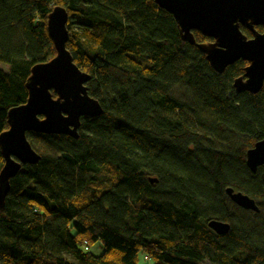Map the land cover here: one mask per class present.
<instances>
[{
  "label": "trees",
  "instance_id": "obj_1",
  "mask_svg": "<svg viewBox=\"0 0 264 264\" xmlns=\"http://www.w3.org/2000/svg\"><path fill=\"white\" fill-rule=\"evenodd\" d=\"M54 6L67 11L65 47L102 113L82 117L76 139L26 133L39 159L9 180L0 264H138L140 253L151 264H264V165L245 166L246 150L264 139V84L236 94L246 62L216 73L151 0H0V64L9 67L0 70V133L26 101L30 67L54 56L45 28ZM192 33L196 44L211 41ZM203 134L236 140L219 149ZM103 170L114 176L106 187ZM227 188L258 212L235 206ZM210 220L228 232L216 235Z\"/></svg>",
  "mask_w": 264,
  "mask_h": 264
},
{
  "label": "water",
  "instance_id": "obj_2",
  "mask_svg": "<svg viewBox=\"0 0 264 264\" xmlns=\"http://www.w3.org/2000/svg\"><path fill=\"white\" fill-rule=\"evenodd\" d=\"M174 19L180 39L194 45L218 74L238 60L246 62L243 75L234 79L236 94H257L264 84V0H151ZM67 11L54 6L46 15V33L52 43L54 56L30 67L25 82V103L12 107L6 115L8 128L0 133V209L9 190V180L22 165L35 164L39 155L31 148L26 133L65 135L78 137L80 119L96 117L102 113L99 102L87 94L89 76L72 60L65 44ZM240 27L249 30L246 38ZM197 32L211 41L196 44ZM52 94L54 96H52ZM264 165V139L257 141L245 152V166L251 173ZM155 180L149 178V182ZM230 201L244 211L258 212L255 201L249 196L225 190ZM207 227L216 235H225L227 223L210 220Z\"/></svg>",
  "mask_w": 264,
  "mask_h": 264
},
{
  "label": "rangeland",
  "instance_id": "obj_3",
  "mask_svg": "<svg viewBox=\"0 0 264 264\" xmlns=\"http://www.w3.org/2000/svg\"><path fill=\"white\" fill-rule=\"evenodd\" d=\"M73 29H77L76 26H73L72 27ZM141 62H143L145 65H148V62H146L144 59H139ZM8 69L9 67L7 65H3V64H0V70L4 73H7L8 72ZM172 95L174 97H176L177 99L181 100V101H190L192 99V95L185 89H174L172 91ZM205 128H202V130H204ZM200 132V131H199ZM205 139H204V142L203 144L204 145H207L209 143L213 144L215 147L217 148H223V147H226L228 144H230V142H233L236 140L234 137L231 136V139L228 141V140H225V138L223 137H220V136H217V134H214L213 137H210L208 135H205L203 134ZM32 140L35 141V139L32 137ZM114 179V176H112L110 173H108L107 171H101L100 173H98V176H97V182L100 184V185H103L104 187H106L109 182H111V180ZM257 204L259 206V209H260V217L262 219H264V199L261 200V201H257ZM245 215L242 217H249L252 219V215L250 214H247L244 213ZM88 252H90L92 255L94 256H98L102 253V248H101V245L97 242L93 245H91L88 249ZM66 259L68 261H70V258L68 256H66ZM147 261V262H145ZM144 261V258H143V255L140 253L139 256H138V264H144V263H148V264H151L149 262V260H145Z\"/></svg>",
  "mask_w": 264,
  "mask_h": 264
},
{
  "label": "built area",
  "instance_id": "obj_4",
  "mask_svg": "<svg viewBox=\"0 0 264 264\" xmlns=\"http://www.w3.org/2000/svg\"><path fill=\"white\" fill-rule=\"evenodd\" d=\"M144 259H145V260H147V258H146V257H145Z\"/></svg>",
  "mask_w": 264,
  "mask_h": 264
}]
</instances>
